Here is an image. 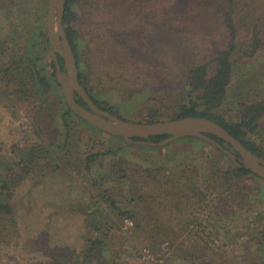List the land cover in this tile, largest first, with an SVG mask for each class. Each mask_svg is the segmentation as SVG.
<instances>
[{"label":"rangeland","instance_id":"374dc122","mask_svg":"<svg viewBox=\"0 0 264 264\" xmlns=\"http://www.w3.org/2000/svg\"><path fill=\"white\" fill-rule=\"evenodd\" d=\"M48 3L0 0V45L15 49L37 22L47 36ZM80 5L79 74L97 99L129 121L144 122L151 110L164 121L174 118L188 102L190 66L209 64L214 75L216 51L227 45L211 0H83ZM50 52L45 37L38 66L52 85L49 95L58 110L43 99L25 102L0 81V181L11 171L24 177L11 200L17 237L0 248V264H73L102 231L108 237L102 264H264V180H228L232 161L200 138L162 147L129 144L75 115L62 119L67 107ZM245 55L238 56L222 109L229 121L237 120L242 103L264 97V50ZM109 151L161 168L160 180L145 179L142 172L132 179L142 187L141 202L129 183L121 193L115 157L101 156L86 170L90 154ZM174 175L190 187L175 188L172 181L180 182ZM115 193L124 211L160 220L152 224L161 227L157 240L132 216L110 208L108 197ZM127 218L133 227L125 226ZM143 249H151L157 263H148Z\"/></svg>","mask_w":264,"mask_h":264},{"label":"trees","instance_id":"16d2710c","mask_svg":"<svg viewBox=\"0 0 264 264\" xmlns=\"http://www.w3.org/2000/svg\"><path fill=\"white\" fill-rule=\"evenodd\" d=\"M166 1L167 0H158L160 3H165ZM195 1L204 3L208 0ZM211 1L216 4V17L217 20H219V25L222 26L226 32L227 45L216 51L215 58L213 59L216 68L214 75H210L209 64L202 63L190 66L187 71L185 85L188 102L181 105L179 113L169 120L186 117L210 119L224 127L254 154L264 159V145L262 143V137H264V97L242 103L237 120L229 121L222 113V109L227 100L228 88L232 81L235 67L238 64L239 54H246L245 56L250 58L264 50V0ZM82 2L83 0H67L64 16L65 31L75 53L77 63L80 60L79 45L82 41V35L76 24L78 22L79 10L81 8L80 4ZM28 28L27 33H24L16 42L15 49L9 48L4 43L0 45V81L4 82L8 87H12V94L20 95L25 102L33 100L34 98L41 101L43 99L56 110L58 105L51 101L49 95L52 90V85L47 76L41 72L38 66L40 57L37 55V50L40 41L46 37V33L38 22ZM245 38H247V40H244ZM58 58L63 67V59L61 57ZM50 64L53 70V76L56 80L55 63L51 60ZM83 78L84 75L80 73L81 84L86 88L98 107L122 118L117 111H114L113 107H110L105 101L96 98L93 94V90L83 81ZM56 82L58 83V80H56ZM76 99L80 104L84 105L83 100L80 97L76 96ZM71 114L75 115L67 107L66 111L61 114V117L62 119H65ZM160 121L164 120L160 118L159 111L151 110L148 113L147 120L139 123L151 124ZM208 137L220 143L226 149L233 151L230 145H227L218 137L214 135H208ZM166 138L167 136L153 137L151 142L159 143ZM135 141L139 144L149 145L143 143L148 141ZM214 148L224 155L216 147ZM101 156H111L116 158L117 161L113 165V169H115L114 173L118 174L121 193H126V190H124V184L129 183L131 193L136 196L138 202L143 200L144 195H142V187L137 186L136 182H132V179H134L136 174L142 172L145 179H159L162 176L161 168H151L145 159L143 160L141 157L139 158V156H134L132 154L130 156L122 155L121 159H119L117 158L118 153L113 151H109L105 154H90L86 159V170L90 171L91 164ZM133 157H137V159H141V161H137L133 159ZM13 173L14 172L11 171L0 181V248L9 245L12 240L17 237V230L15 227L16 220L11 200L15 193V189L20 185L21 179L23 180L24 177L16 178ZM226 175L228 176V180L235 177H257L244 167H237L233 162L232 170ZM174 179L180 182V185H177L175 181H172L173 186L175 188L179 187L180 191L190 187V185H185L181 175H174ZM117 196L118 193H115L114 197H108V203L111 209L117 211L118 215L128 214L132 216L135 219L136 226L144 228L149 235L151 234L150 231H154L152 236L160 233L161 227L159 225L156 227L152 225L153 222H160L158 218L153 219L148 214L138 216L136 212L124 211L118 205V199H116ZM99 230H101V228ZM102 232V236L94 237L89 241L86 251L82 254L81 258L73 264H94L97 262V264H102V262H99L98 260L103 257V254L108 247L107 233L104 231ZM153 238L157 240L158 236H154Z\"/></svg>","mask_w":264,"mask_h":264},{"label":"water","instance_id":"95a60500","mask_svg":"<svg viewBox=\"0 0 264 264\" xmlns=\"http://www.w3.org/2000/svg\"><path fill=\"white\" fill-rule=\"evenodd\" d=\"M66 4L67 0H49L46 38L52 61L56 66L58 83L63 91L65 103L72 113L98 131L124 139L129 144L138 143L135 140H142L148 141L143 143L150 146L162 147L182 138L203 139L226 155L234 165L244 167L264 180V159L254 154L224 127L210 119L186 117L147 124L124 120L98 107L80 82L77 59L64 26ZM58 57L63 59V67ZM76 96L83 100L84 105L77 101ZM208 135L223 140L233 151L226 149ZM162 136L167 138L159 143L151 142L153 137Z\"/></svg>","mask_w":264,"mask_h":264},{"label":"built area","instance_id":"2783aa9c","mask_svg":"<svg viewBox=\"0 0 264 264\" xmlns=\"http://www.w3.org/2000/svg\"><path fill=\"white\" fill-rule=\"evenodd\" d=\"M125 226L127 228L133 227L134 226V222L131 219H125ZM169 249V244L168 243H164L161 246V250L163 252H166ZM142 257L148 262V263H157V259L155 257V255L152 253L151 249H143L141 252Z\"/></svg>","mask_w":264,"mask_h":264},{"label":"flooded vegetation","instance_id":"af4514ba","mask_svg":"<svg viewBox=\"0 0 264 264\" xmlns=\"http://www.w3.org/2000/svg\"><path fill=\"white\" fill-rule=\"evenodd\" d=\"M48 42V41H47Z\"/></svg>","mask_w":264,"mask_h":264}]
</instances>
